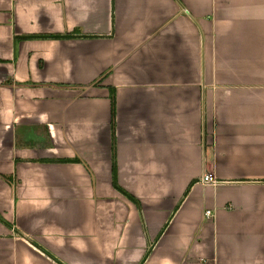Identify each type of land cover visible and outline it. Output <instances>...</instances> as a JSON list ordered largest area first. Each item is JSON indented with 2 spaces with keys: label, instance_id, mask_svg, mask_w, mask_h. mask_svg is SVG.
Returning a JSON list of instances; mask_svg holds the SVG:
<instances>
[{
  "label": "crops",
  "instance_id": "obj_1",
  "mask_svg": "<svg viewBox=\"0 0 264 264\" xmlns=\"http://www.w3.org/2000/svg\"><path fill=\"white\" fill-rule=\"evenodd\" d=\"M0 264H264V0H0Z\"/></svg>",
  "mask_w": 264,
  "mask_h": 264
},
{
  "label": "trees",
  "instance_id": "obj_2",
  "mask_svg": "<svg viewBox=\"0 0 264 264\" xmlns=\"http://www.w3.org/2000/svg\"><path fill=\"white\" fill-rule=\"evenodd\" d=\"M56 37V36H54ZM68 36H62L61 38H67ZM60 38V37H58ZM110 115H111V124L113 126V117H114V96H113V89H110ZM114 187L120 191L123 195L128 196V198H130L129 195H127L126 193H124L120 188L117 187L116 183H115V178L113 177V181H112Z\"/></svg>",
  "mask_w": 264,
  "mask_h": 264
},
{
  "label": "built area",
  "instance_id": "obj_3",
  "mask_svg": "<svg viewBox=\"0 0 264 264\" xmlns=\"http://www.w3.org/2000/svg\"><path fill=\"white\" fill-rule=\"evenodd\" d=\"M201 181L205 182V183L213 184V183L216 182V179L211 174H205V175L202 176ZM206 214H209V211H206Z\"/></svg>",
  "mask_w": 264,
  "mask_h": 264
}]
</instances>
